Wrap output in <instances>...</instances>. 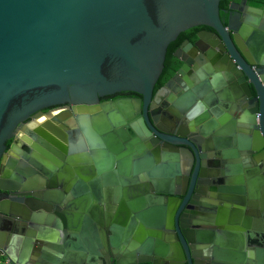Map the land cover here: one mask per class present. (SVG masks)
<instances>
[{"label":"water","instance_id":"95a60500","mask_svg":"<svg viewBox=\"0 0 264 264\" xmlns=\"http://www.w3.org/2000/svg\"><path fill=\"white\" fill-rule=\"evenodd\" d=\"M221 1L0 0L7 264H31L35 243L43 264H198L196 248L203 264H254L258 238L264 249V6L233 0L223 18ZM199 25L210 29L177 48L182 65L156 91L169 45ZM127 91L139 96L101 99ZM65 105L82 111L80 127L44 112Z\"/></svg>","mask_w":264,"mask_h":264},{"label":"flooded vegetation","instance_id":"af4514ba","mask_svg":"<svg viewBox=\"0 0 264 264\" xmlns=\"http://www.w3.org/2000/svg\"><path fill=\"white\" fill-rule=\"evenodd\" d=\"M233 0H229V5H230V3L232 2ZM250 1V3L251 4H253V5H255V6H260V7H262V6H264V0H262V1H257V0H249ZM228 5V6H229ZM226 8H228V7H223V9H222V12L223 13H225L223 10L224 9H226ZM226 14V13H225ZM227 17V15H225V17L224 18H226ZM206 29H210L209 27H207V26H205V25H199V26H194V27H192V28H189L188 30H186L185 32H184V34H183V36H185L184 37V39H183V41H182V43L180 44V46L183 44V42L184 41H186V40H190V41H193V42H195V41H197L198 39H199V33L200 32H202V31H205ZM182 65V64H181ZM158 90V89H157ZM156 90V91H157ZM119 96H132V97H136V96H139V94H137V93H128L127 94V92H121V93H116V94H113V95H107V96H105V97H102L101 99H102V101H105V100H107V101H112V100H114V99H116V98H118ZM58 107H60V106H51V107H47V108H45L44 109V112L45 113H47V112H49L50 110H52L54 113H56V112H63L62 114H64V115H67L68 117V120L70 119V120H73L74 119V121H76L74 124H75V126H78V127H80V122L77 120V115L79 114V113H81L82 111L81 110H79L78 108H76V109H73L72 107H70V106H68V105H65L64 106V108L63 109H61V110H59V109H57ZM161 115H162V117H163V115H164V113H161ZM46 116V115H45ZM165 116V115H164ZM50 118L49 117H37V118H33V119H29L28 120V124L30 123V122H33V123H36V124H41V123H44V122H47L48 120H49ZM62 123V122H61ZM63 123H65L64 121H63ZM65 124H68V122L66 121V123ZM164 126L166 127V128H171V125L170 124H168V123H164ZM68 127H70V129H73V128H77V127H74V126H71V125H68ZM18 132H19V138H24V137H29V135L25 132V130L24 129H19L18 130ZM17 132V133H18ZM73 134H76V131H75V129L73 130ZM11 143H12V140H10V141H8V146H10L11 145ZM181 187V190H183V188H184V186H183V184H181L180 185ZM101 199H104V202L105 203H107L108 202V200H106V196H105V193L104 192H102V195H101ZM120 247H121V244L119 245ZM118 246V247H119ZM119 250V249H118ZM196 251L198 252V253H200V255H201V253H202V250L201 249H199V248H196ZM119 254H121V251L119 250ZM200 255H198L197 256V258H196V260H197V263L198 264H203L204 262H205V260H206V258L204 257V256H200ZM6 261V260H5ZM7 262V261H6Z\"/></svg>","mask_w":264,"mask_h":264},{"label":"trees","instance_id":"16d2710c","mask_svg":"<svg viewBox=\"0 0 264 264\" xmlns=\"http://www.w3.org/2000/svg\"><path fill=\"white\" fill-rule=\"evenodd\" d=\"M257 1H262V0H257ZM228 5H229V0L221 1V4H220L221 9H223V7H228ZM221 15L224 18L226 14L221 12ZM184 32H182L179 35V37L169 45L166 60H165V67H164L163 73L161 74L155 86V90L163 86L180 68L182 61L178 57L175 56V51L180 46V44L182 43L185 37L183 36ZM128 93H134V92L127 91V94Z\"/></svg>","mask_w":264,"mask_h":264},{"label":"crops","instance_id":"0c3cea01","mask_svg":"<svg viewBox=\"0 0 264 264\" xmlns=\"http://www.w3.org/2000/svg\"><path fill=\"white\" fill-rule=\"evenodd\" d=\"M12 156H14V158H16V159H19V158H21L22 157V151H14V152H12ZM42 183H41V181L40 182H38V186H40ZM44 184V183H43ZM46 186V185H45ZM257 225H255V227H256ZM254 227V228H255ZM258 241L253 245L254 247H252L255 251L257 250V249H260L261 251H263L264 249L262 248V246H261V244H260V239L258 238L257 239ZM25 241H22L21 243H19V242H17V245H16V247L14 248V251L15 252H21L25 247H24V243ZM257 246H259V248H257ZM42 247H39V245L38 244H34V246H33V248L31 249V251H30V255H29V257H30V263L31 264H43V262L44 261H47L48 260V258H46V257H44L43 256V253H42ZM258 252V254H256L255 256H253L252 257V261H253V263L254 264H264V253H262V252ZM51 254H52V256L54 257V253H53V251L51 252ZM2 258H3V260H6V261H8V257L7 256H5V255H3L2 254ZM50 261V260H49ZM67 263H71V264H74V263H72V262H67Z\"/></svg>","mask_w":264,"mask_h":264},{"label":"built area","instance_id":"2783aa9c","mask_svg":"<svg viewBox=\"0 0 264 264\" xmlns=\"http://www.w3.org/2000/svg\"><path fill=\"white\" fill-rule=\"evenodd\" d=\"M1 257H2V254L0 253V264H7V262L5 260H2Z\"/></svg>","mask_w":264,"mask_h":264},{"label":"rangeland","instance_id":"374dc122","mask_svg":"<svg viewBox=\"0 0 264 264\" xmlns=\"http://www.w3.org/2000/svg\"><path fill=\"white\" fill-rule=\"evenodd\" d=\"M1 259L3 260V258L1 257Z\"/></svg>","mask_w":264,"mask_h":264}]
</instances>
